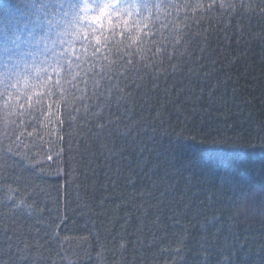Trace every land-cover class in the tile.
Wrapping results in <instances>:
<instances>
[{
    "label": "trees",
    "instance_id": "16d2710c",
    "mask_svg": "<svg viewBox=\"0 0 264 264\" xmlns=\"http://www.w3.org/2000/svg\"><path fill=\"white\" fill-rule=\"evenodd\" d=\"M77 2L0 0V264H264V0Z\"/></svg>",
    "mask_w": 264,
    "mask_h": 264
},
{
    "label": "snow or ice",
    "instance_id": "6c2138e0",
    "mask_svg": "<svg viewBox=\"0 0 264 264\" xmlns=\"http://www.w3.org/2000/svg\"><path fill=\"white\" fill-rule=\"evenodd\" d=\"M119 3H120V0H115L114 4L113 3H98V4H96V8L99 9V14L92 16L90 19L93 21V23L101 21L102 17L106 14V11L114 8L117 5H119ZM155 6L159 7V4H157ZM88 7H89V5H87V4L84 5L85 9H87ZM83 18L84 17H81L79 11H76L73 15V23L78 24L79 21ZM101 29H102V25H101ZM96 31H98V29H96L95 27H92V31L87 33V39L81 40L79 31H78V29H76L74 39L72 41H70L69 43H75L77 41L85 43L87 46L85 49V53L87 52L88 48H91L92 49V57H96L97 54L101 51V48L99 47V45L102 43V41H100V40L97 41L96 46H94L91 43V37L93 35H95ZM180 39H181V37L178 36L177 40H180ZM62 55H64L67 58V62L63 63V64H58V67L56 69H54V71L57 72L61 76H63V75H70L71 76V80L68 81V83L70 84V88L62 89L61 93H59L63 96V103L67 104L68 103L67 97L69 95H72L73 93H76V92H79V95L78 96L73 95V100H72L73 105H75L77 102L83 103L85 99L89 98L87 96V93L89 91H92L94 98L98 101V103L96 105L84 104V111H85V113L91 112L92 117H94L96 120L102 121L103 120V104L100 102L106 98L105 94H104L105 93L104 84L106 82H110L112 79L111 75L109 74L111 72L110 67H105L104 65H101L100 66L101 67L100 72H94L93 67H89L87 69V71H84L82 69L80 72H75V71H73L74 65L76 68L82 67L81 63H76V61H81V56L76 55V52L74 50L72 52H68L66 50V52L63 53ZM73 57H75V60H73ZM89 59L90 58L87 57V55H85L82 62L86 63L89 61ZM81 84H83L82 90L79 87ZM89 84L91 85V89H89ZM59 86H60L59 81H57L56 84L54 85V87H59ZM12 87H15V86L13 85ZM107 92H108L109 96H111L112 89L108 88ZM97 93H98V95H96ZM48 94L49 93L47 91L42 93V95H48ZM116 98L121 99V97H119V96ZM28 99L29 100H31V99L39 100L40 97L39 96H37L35 98L28 97ZM21 107H23V105H21ZM110 107H111V105H109V108ZM75 110L77 112L80 111V109H75ZM73 119H75V117H73ZM97 127L102 129L104 127L103 122H101L99 125H97ZM121 247H123V245H121Z\"/></svg>",
    "mask_w": 264,
    "mask_h": 264
},
{
    "label": "clouds",
    "instance_id": "9594fccd",
    "mask_svg": "<svg viewBox=\"0 0 264 264\" xmlns=\"http://www.w3.org/2000/svg\"><path fill=\"white\" fill-rule=\"evenodd\" d=\"M70 8L71 12H76L77 9L80 7V4L77 2V0H72V4L68 6Z\"/></svg>",
    "mask_w": 264,
    "mask_h": 264
}]
</instances>
